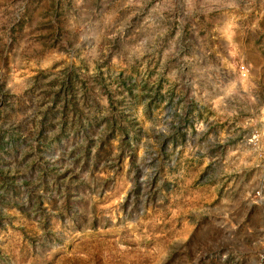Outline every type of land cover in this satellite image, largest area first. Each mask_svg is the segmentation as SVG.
I'll use <instances>...</instances> for the list:
<instances>
[{
	"label": "rangeland",
	"instance_id": "obj_1",
	"mask_svg": "<svg viewBox=\"0 0 264 264\" xmlns=\"http://www.w3.org/2000/svg\"><path fill=\"white\" fill-rule=\"evenodd\" d=\"M264 0H0V264H264Z\"/></svg>",
	"mask_w": 264,
	"mask_h": 264
},
{
	"label": "built area",
	"instance_id": "obj_2",
	"mask_svg": "<svg viewBox=\"0 0 264 264\" xmlns=\"http://www.w3.org/2000/svg\"><path fill=\"white\" fill-rule=\"evenodd\" d=\"M262 258H263V259H261V263H262V261H264V255L262 256Z\"/></svg>",
	"mask_w": 264,
	"mask_h": 264
}]
</instances>
